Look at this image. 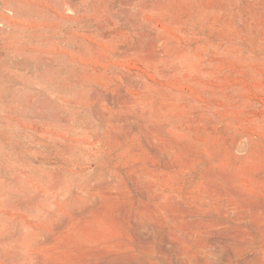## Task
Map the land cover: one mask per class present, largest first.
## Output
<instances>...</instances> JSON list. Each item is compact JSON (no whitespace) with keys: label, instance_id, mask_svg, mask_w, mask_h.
Returning <instances> with one entry per match:
<instances>
[{"label":"rangeland","instance_id":"374dc122","mask_svg":"<svg viewBox=\"0 0 264 264\" xmlns=\"http://www.w3.org/2000/svg\"><path fill=\"white\" fill-rule=\"evenodd\" d=\"M0 264H264V0H0Z\"/></svg>","mask_w":264,"mask_h":264}]
</instances>
